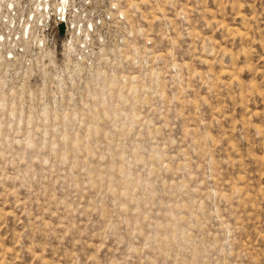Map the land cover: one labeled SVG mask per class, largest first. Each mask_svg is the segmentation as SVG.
Masks as SVG:
<instances>
[{
    "label": "rangeland",
    "instance_id": "rangeland-1",
    "mask_svg": "<svg viewBox=\"0 0 264 264\" xmlns=\"http://www.w3.org/2000/svg\"><path fill=\"white\" fill-rule=\"evenodd\" d=\"M0 264H264V0H0Z\"/></svg>",
    "mask_w": 264,
    "mask_h": 264
}]
</instances>
